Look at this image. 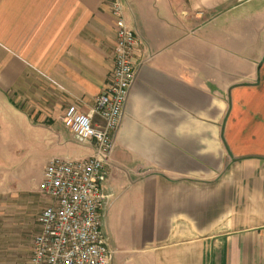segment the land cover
<instances>
[{
	"label": "crops",
	"instance_id": "obj_1",
	"mask_svg": "<svg viewBox=\"0 0 264 264\" xmlns=\"http://www.w3.org/2000/svg\"><path fill=\"white\" fill-rule=\"evenodd\" d=\"M115 1L138 48L104 182L112 264H264V0H0V264H28L55 158L18 190L12 149L92 153L61 120L108 85Z\"/></svg>",
	"mask_w": 264,
	"mask_h": 264
},
{
	"label": "built area",
	"instance_id": "obj_2",
	"mask_svg": "<svg viewBox=\"0 0 264 264\" xmlns=\"http://www.w3.org/2000/svg\"><path fill=\"white\" fill-rule=\"evenodd\" d=\"M111 15L117 36L108 85L87 113L71 105L61 120L73 141L90 145L92 153L81 159L47 162L41 194L49 202L38 217L39 230L28 264H112L116 254L105 232L111 195L105 194L104 182L135 80L138 41L127 29L118 1L111 4Z\"/></svg>",
	"mask_w": 264,
	"mask_h": 264
},
{
	"label": "rangeland",
	"instance_id": "obj_3",
	"mask_svg": "<svg viewBox=\"0 0 264 264\" xmlns=\"http://www.w3.org/2000/svg\"><path fill=\"white\" fill-rule=\"evenodd\" d=\"M76 146L71 144L68 148H50L48 144H37V147L20 148L14 147L9 153L13 160H15L17 173L21 175V178L16 181L18 190L24 189V187H30L32 184L38 183L41 170L45 165L47 158H74V148ZM43 180V178H42ZM24 186V187H23ZM34 198H21L17 204L20 206L17 211L12 213V225L17 228V234L22 235L30 231V218L34 210Z\"/></svg>",
	"mask_w": 264,
	"mask_h": 264
}]
</instances>
